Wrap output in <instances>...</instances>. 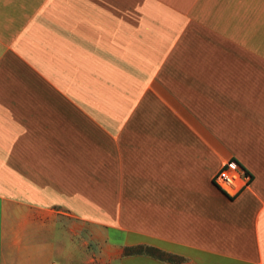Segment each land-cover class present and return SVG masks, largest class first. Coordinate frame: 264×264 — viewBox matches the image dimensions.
<instances>
[{"label": "crops", "instance_id": "obj_1", "mask_svg": "<svg viewBox=\"0 0 264 264\" xmlns=\"http://www.w3.org/2000/svg\"><path fill=\"white\" fill-rule=\"evenodd\" d=\"M0 264H264V0H0Z\"/></svg>", "mask_w": 264, "mask_h": 264}, {"label": "built area", "instance_id": "obj_2", "mask_svg": "<svg viewBox=\"0 0 264 264\" xmlns=\"http://www.w3.org/2000/svg\"><path fill=\"white\" fill-rule=\"evenodd\" d=\"M252 177L239 163L229 160L214 177L215 184L232 196L237 195L242 189L247 187Z\"/></svg>", "mask_w": 264, "mask_h": 264}]
</instances>
